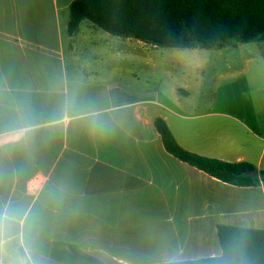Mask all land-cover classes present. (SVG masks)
I'll list each match as a JSON object with an SVG mask.
<instances>
[{
	"label": "crops",
	"instance_id": "crops-1",
	"mask_svg": "<svg viewBox=\"0 0 264 264\" xmlns=\"http://www.w3.org/2000/svg\"><path fill=\"white\" fill-rule=\"evenodd\" d=\"M75 1L0 0V209L21 210L42 264L219 257V226L264 230L262 180L238 187L180 161L156 126L189 152L264 171V51L249 113H236L222 74L207 85L198 64L165 65L88 20L70 35ZM15 255L8 245L0 261Z\"/></svg>",
	"mask_w": 264,
	"mask_h": 264
},
{
	"label": "trees",
	"instance_id": "trees-1",
	"mask_svg": "<svg viewBox=\"0 0 264 264\" xmlns=\"http://www.w3.org/2000/svg\"><path fill=\"white\" fill-rule=\"evenodd\" d=\"M88 20L105 32L157 48L221 49L264 42V0H76L69 34ZM167 151L208 175L238 187L264 182L248 162L229 163L183 149L166 122L156 121ZM219 257L165 264H264V230L219 226Z\"/></svg>",
	"mask_w": 264,
	"mask_h": 264
},
{
	"label": "rangeland",
	"instance_id": "rangeland-1",
	"mask_svg": "<svg viewBox=\"0 0 264 264\" xmlns=\"http://www.w3.org/2000/svg\"><path fill=\"white\" fill-rule=\"evenodd\" d=\"M264 42H251L239 44L237 46H226L221 49H167L149 47L151 53L159 52L162 54L159 62L165 65L174 66V62L178 58L183 63L189 65L198 64L199 69L195 73L199 76L201 82L207 85L219 83L220 74L227 77L224 85L228 84L230 91L231 110L236 113L248 114L250 109V101L243 90L247 84H251L259 74L258 66L260 57L263 53ZM180 55H177L179 54ZM261 69L264 70L263 66ZM256 101V100H255Z\"/></svg>",
	"mask_w": 264,
	"mask_h": 264
},
{
	"label": "clouds",
	"instance_id": "clouds-1",
	"mask_svg": "<svg viewBox=\"0 0 264 264\" xmlns=\"http://www.w3.org/2000/svg\"><path fill=\"white\" fill-rule=\"evenodd\" d=\"M64 118H66V111L61 116V119ZM30 132L31 128L21 129L12 142H26ZM22 220H24V216L21 210L17 208L0 209V252H3L8 245H12L16 255L11 264H42L34 253L32 233L27 231L26 227L21 229ZM0 264L3 262L0 261ZM224 264H228V261H225Z\"/></svg>",
	"mask_w": 264,
	"mask_h": 264
}]
</instances>
